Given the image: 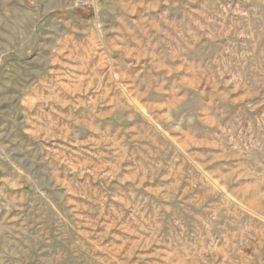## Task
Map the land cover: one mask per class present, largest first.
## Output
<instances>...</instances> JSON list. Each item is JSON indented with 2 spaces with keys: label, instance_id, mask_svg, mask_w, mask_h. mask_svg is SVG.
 Listing matches in <instances>:
<instances>
[{
  "label": "rangeland",
  "instance_id": "374dc122",
  "mask_svg": "<svg viewBox=\"0 0 264 264\" xmlns=\"http://www.w3.org/2000/svg\"><path fill=\"white\" fill-rule=\"evenodd\" d=\"M49 2L7 22L40 60L38 125L0 117V264H264V0Z\"/></svg>",
  "mask_w": 264,
  "mask_h": 264
},
{
  "label": "crops",
  "instance_id": "0c3cea01",
  "mask_svg": "<svg viewBox=\"0 0 264 264\" xmlns=\"http://www.w3.org/2000/svg\"><path fill=\"white\" fill-rule=\"evenodd\" d=\"M53 1V3L49 2L45 5L42 3L36 5V9H32L33 13H37L36 11L40 9L52 11V8L63 4V0ZM65 8H70V3H67ZM21 11H23L22 0H0V43L3 44L0 47V70L5 71L0 79V87L10 86V89H7L6 92L4 91L3 97L6 100H10V95H14V105L18 103L19 109L23 112L21 115H15L12 110L11 112H2L0 109V117L8 121L6 132L14 131L17 134H21L19 133L21 129L23 133L28 132V122L30 123V128L33 125H38V116L31 115L26 117L25 110L29 107L24 105V102L29 101L31 103L38 98V65L40 60L38 57L40 53L38 31L33 28V33H29V36L26 33H22V20L20 17L18 26L14 28V31L10 30L11 25L7 23L9 20L16 24L17 15ZM7 14L10 15L8 19ZM24 38L26 39L25 42L23 41ZM34 107H36V104L33 103L32 109H35Z\"/></svg>",
  "mask_w": 264,
  "mask_h": 264
}]
</instances>
